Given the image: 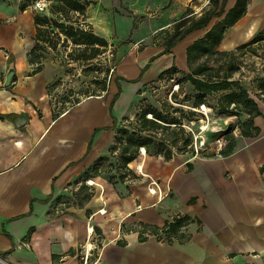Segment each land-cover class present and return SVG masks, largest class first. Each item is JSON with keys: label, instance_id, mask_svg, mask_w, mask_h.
Segmentation results:
<instances>
[{"label": "crops", "instance_id": "obj_1", "mask_svg": "<svg viewBox=\"0 0 264 264\" xmlns=\"http://www.w3.org/2000/svg\"><path fill=\"white\" fill-rule=\"evenodd\" d=\"M191 1L154 0L161 14L158 22L145 18L138 25L129 23L125 35L118 34L114 11L89 6L80 22L109 45L127 38L131 42L116 46L117 74L107 91L60 111L69 71L56 51L45 45L43 68L30 75L34 65L28 53L37 43V12L32 6L21 11L20 0H0V254L6 260L84 264L79 246L96 233L103 238L101 249L89 264H264V106L260 103L263 115L254 119L259 135L244 137L238 130L236 147L227 156L136 159L129 164L137 173L136 181L119 184L88 176L102 158L109 157L116 142L115 129L110 128L114 118L117 126L123 125L140 104L152 103L145 87L173 65L186 71L188 46L222 19L213 18L164 53L166 46L154 33L169 30L183 18L187 6L192 10L187 17L207 11L206 3ZM236 1L229 0L226 11ZM263 29L264 2L250 0L247 14L226 30L218 49L249 43ZM11 66L15 76L6 87ZM119 86L113 117L110 103ZM81 190L91 193V198L83 200ZM179 215L190 217L180 235L163 232L165 224ZM144 226L146 240L140 238ZM156 228L159 231L153 234ZM160 233L166 238L160 239Z\"/></svg>", "mask_w": 264, "mask_h": 264}, {"label": "trees", "instance_id": "obj_2", "mask_svg": "<svg viewBox=\"0 0 264 264\" xmlns=\"http://www.w3.org/2000/svg\"><path fill=\"white\" fill-rule=\"evenodd\" d=\"M36 0H20L21 11L32 6ZM49 4L48 15L46 13H36L35 25L37 42L34 48L28 53V61L34 68L30 75H35L43 68V60L45 58V45L53 50H57L62 46L65 50L68 44H72L74 48L68 52L67 56L70 62H76L79 65H87L96 61L99 56L107 51L109 46L108 41L103 37L95 34L90 25L83 26L79 21L80 16L85 15L87 8L96 2L93 0H47ZM218 3V0H211ZM229 0H222L220 6L215 5L214 8L208 9L201 16H190L185 19V22L178 26V32L173 40L169 42V46L165 48L164 53H168L170 48L183 40L188 34L196 30H201L209 25L213 18H222L218 21L204 37L194 41L186 50L187 65L190 72L179 70L176 65H173L168 70L164 71L160 78L169 77L177 72L182 73L183 81L189 82L194 89L202 95H210L212 93L225 92L218 100L219 110L222 113H229L230 109L235 115L245 113L248 117L245 120L240 119L238 124L233 126L231 130L223 131L226 137L227 144L219 153L204 154L203 156H212L220 154L227 156L231 154L236 147V137L234 130L240 129V133L244 137H255L259 135L260 129L255 126L254 119L263 115L260 110L258 101L252 97L249 90L240 85L238 82L231 80L229 73L220 75L218 70L208 66L206 60L199 64L196 68L192 67L196 59L209 58L213 55L220 54L230 56L235 51L249 49V47L264 40V29L261 34L254 37L249 43L242 44L233 50L220 52L218 46L222 41L226 30L237 23L248 12L250 0H237L235 5L226 11V5ZM69 45V46H70ZM152 62V60H151ZM147 64L143 71L148 68ZM93 72L98 73V69L92 68ZM95 70V71H94ZM142 71V72H143ZM109 70H107V74ZM97 77H100L97 75ZM160 78L158 80H160ZM101 79L100 82H95L100 90H97L91 95H101L108 90L107 76ZM157 81V80H156ZM155 81V82H156ZM256 87V91L264 93V80ZM155 82L154 85H155ZM174 96V92L172 93ZM120 95V86L117 94L114 95L110 103V111L113 116V108L117 98ZM76 103L79 100L75 101ZM203 102L202 97L196 99L195 105L199 107ZM236 111V112H235ZM114 117V116H113ZM114 126L115 141L110 149V154L113 156L119 153V166L121 171L118 180L126 181V173L133 174L135 179L138 178L133 170L129 167L131 161H135L140 155L141 150L155 157H161L165 161H170L176 154L173 148L186 149L193 145V137L183 126V122L178 118H170L165 110H159L152 105H147L139 109L133 118H124L123 125L117 126L116 118ZM180 147V148H179ZM195 155V151L192 152ZM107 157L102 158L91 170L96 173V176L101 172L110 173L111 170H104L103 163ZM122 170L124 172H122ZM112 183V182H111ZM85 189V188H83ZM83 191L81 190V193ZM92 194L88 193L83 196V200H89ZM190 217L187 215L176 216L172 221L167 222L162 228V231L167 234L180 235L179 231L184 223L188 222ZM147 227L144 226L140 231V238L146 240L145 233ZM158 228L153 229L152 233L157 234Z\"/></svg>", "mask_w": 264, "mask_h": 264}, {"label": "rangeland", "instance_id": "obj_3", "mask_svg": "<svg viewBox=\"0 0 264 264\" xmlns=\"http://www.w3.org/2000/svg\"><path fill=\"white\" fill-rule=\"evenodd\" d=\"M96 4L92 5V9H95L99 5H103L102 8L105 10L114 11L117 16V27L118 34L125 35L127 29V25L129 23H133L135 25L140 24V22L144 21L145 18H149L148 21L158 22L159 10L155 7L154 0H93ZM152 1V2H150ZM206 3L205 9H212L217 6H220L222 0H218V3L211 0H192L191 2ZM264 2V0H261ZM153 4V6H151ZM134 9L138 12L145 11V14L140 16L138 13L135 15ZM190 7H185L183 18L180 19L176 24H174L169 30L167 29L164 32H157L153 34L154 38H158V35L161 36L158 41L159 44L164 45L166 47L169 46V42L173 40L175 34L178 32V26L185 22L187 19L186 14H191ZM194 16V15H193ZM192 16V17H193ZM218 18L216 20H219ZM81 23L87 27L88 24L81 21ZM131 42L130 38H127L124 44H129ZM123 43L119 42L116 45H111V51L113 55L107 56L101 54L99 58L91 63L90 67L87 65H79L76 62H70L68 59V52L74 46L68 44L66 50L59 46L56 50L57 56L62 59L61 63L69 71L71 77L65 82V85L61 91H63V95L61 98L65 100V103L61 106L60 111L65 110L67 107L71 106L75 103L76 100L84 99L85 97L95 93L97 90H100V87L95 82H100L101 79L107 76L108 87L110 83H114L116 76V65H117V57H116V46H123ZM70 45V46H69ZM137 50H140L143 47V43L135 46ZM165 47V48H166ZM219 50V49H217ZM220 51V50H219ZM222 52V51H220ZM206 60L208 66L214 68V70H218L220 75L229 73L231 80L238 82L240 85L245 86L252 97H254L258 103L264 106V97L262 96L263 92L256 91L254 84L258 86L261 80H264V40L261 42L249 47V49H244L242 51H235L233 55L225 56L216 54L209 58L196 59L192 67L196 68L199 64H202ZM92 68L98 69V73L96 74L91 70ZM81 71V74L77 71ZM107 70L109 73L107 74ZM111 70H113L111 72ZM95 71V70H94ZM186 72H190V68L187 65ZM111 73V74H110ZM100 76V77H97ZM109 75L111 77L109 78ZM160 78V77H159ZM158 78V79H159ZM154 83L149 84L145 87V90H148L153 99L152 103H144L138 106V110L144 106L152 105L159 110H165L166 114L170 116V118H178L183 122V126L185 129L192 134L193 137V145L188 146L186 149L173 148L176 152L175 156L177 157H192L195 151V155L204 154H212L219 153V151L226 145H224V140H226L223 131L228 130L238 124L239 120L242 119L246 114H233L230 113H222L219 110V98L225 92L212 93L210 95H202L198 93L193 85L189 82L183 81V75L180 72L176 74H172L169 77L160 78ZM174 92V96L173 93ZM198 97H202L204 103H202L199 107H196L195 102ZM60 100V99H58ZM236 112V111H235ZM238 128L234 130V136L238 133ZM180 148V147H179ZM148 156L145 151L141 150L140 155L137 160L143 158L146 159ZM174 156V157H175ZM153 157V156H152ZM161 157H157L159 159ZM163 159V158H162ZM104 170H111L108 172H101L98 177L102 179H107L113 184H119L118 176L120 175L118 171H121L119 166V153L114 154L113 156L110 154L107 159H105L102 164ZM138 170V169H136ZM122 172H124L122 170ZM134 174L137 175L136 171H133ZM137 172H140L139 170ZM89 177L96 176L94 171L90 172ZM126 173V181H136L133 177V174L129 172ZM86 185H88V180L85 179L83 181ZM87 190L81 193V196L88 194Z\"/></svg>", "mask_w": 264, "mask_h": 264}, {"label": "built area", "instance_id": "obj_4", "mask_svg": "<svg viewBox=\"0 0 264 264\" xmlns=\"http://www.w3.org/2000/svg\"><path fill=\"white\" fill-rule=\"evenodd\" d=\"M49 4L50 2H48L47 0H36L32 7L34 8V10H36V12H40L42 14L44 13H48L49 12ZM83 25V24H82ZM84 26V25H83ZM138 46V44H137ZM107 53L106 55L107 56H110V55H113V52L111 51V45L108 46L107 48V51L105 52ZM103 53V55L105 54ZM113 70H111L112 72ZM111 74V73H110ZM111 77V75H109V78ZM156 85V84H155ZM224 145L227 144V141L224 140ZM150 191L152 192H156L154 189H150ZM104 210H101V213H104L103 212ZM185 227V226H184ZM183 227V228H184ZM148 235V234H146ZM160 239H165L166 236L163 235L162 233H160L159 235H157ZM103 238H101L100 235H97L96 233H93L91 236H89V238L84 242L82 243L80 246H79V251L78 253H80L79 255L81 256V258L84 260V264H89L88 262L91 260V258L95 255V254H99L100 252V249H101V240ZM0 264H13L11 262H9L8 260H6L4 258V256H2L0 254Z\"/></svg>", "mask_w": 264, "mask_h": 264}, {"label": "water", "instance_id": "obj_5", "mask_svg": "<svg viewBox=\"0 0 264 264\" xmlns=\"http://www.w3.org/2000/svg\"><path fill=\"white\" fill-rule=\"evenodd\" d=\"M14 76H15V68H14V66H11V67L9 68L8 72H7L6 80H5V83H4V85H5L6 87H8V86L11 85ZM229 130H230V129H228V131H229Z\"/></svg>", "mask_w": 264, "mask_h": 264}, {"label": "bare ground", "instance_id": "obj_6", "mask_svg": "<svg viewBox=\"0 0 264 264\" xmlns=\"http://www.w3.org/2000/svg\"><path fill=\"white\" fill-rule=\"evenodd\" d=\"M105 213V211H103Z\"/></svg>", "mask_w": 264, "mask_h": 264}]
</instances>
